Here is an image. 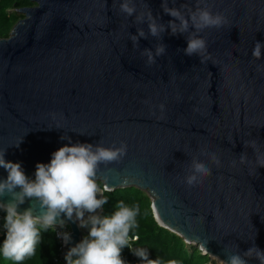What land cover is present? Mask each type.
<instances>
[{"label": "water", "instance_id": "1", "mask_svg": "<svg viewBox=\"0 0 264 264\" xmlns=\"http://www.w3.org/2000/svg\"><path fill=\"white\" fill-rule=\"evenodd\" d=\"M30 1L19 9L23 17L9 37L0 38L4 159L20 163L33 180L37 163H49L64 145L124 142L127 155L101 164L98 184L147 193L159 225L211 258L226 260L253 246L264 251V167L257 163V155L264 160V47L260 59L252 56L256 42L264 45V0H202L201 7L227 21L199 33L207 43L203 63L183 52L189 33L171 35L167 29L159 38L147 35V23L120 12L121 0ZM133 2L136 14L151 10L165 24L173 19L163 13L161 0ZM196 3L169 0V7L195 10ZM138 28L147 39L134 46L130 36ZM161 43L165 54L148 65L142 51L155 53ZM201 152L215 153L219 166ZM193 157L211 173L189 187L183 181ZM7 175L0 168V180ZM12 199L5 195L0 203ZM30 207L40 214L34 198H26L17 212ZM103 210L84 218L102 216ZM60 220L71 236L65 258L89 228L63 214L55 227Z\"/></svg>", "mask_w": 264, "mask_h": 264}, {"label": "clouds", "instance_id": "2", "mask_svg": "<svg viewBox=\"0 0 264 264\" xmlns=\"http://www.w3.org/2000/svg\"><path fill=\"white\" fill-rule=\"evenodd\" d=\"M202 0H197L196 8H188L181 5L180 8L169 7V0H161L163 13L172 17L167 24L158 22L151 10L145 13H137L133 0H121L120 12L132 17L135 14V23H147L148 34L152 37H161L167 29L171 35L189 33L187 47L183 52L187 56L198 55L201 63L204 62L207 49L206 41L199 36L206 28H220L227 21L219 13L213 14L207 7H201ZM175 4L176 0H172ZM187 9V15L181 9ZM190 28L194 31H189ZM143 28L137 29L136 35L130 39L134 46L139 44V39H147ZM262 45L256 42L252 56L260 59ZM166 46L161 43L156 45L155 53L145 48L141 55L147 57V64L155 63L156 57L164 55ZM164 105L160 104L161 113ZM55 118V117H53ZM158 118H163V115ZM65 139V137H61ZM67 139L70 138L67 137ZM17 147L19 144L16 145ZM245 147L249 146L246 142ZM254 152H259L255 141L251 142ZM127 155V144L120 143L105 147L101 144L75 143L64 145L52 153L51 161L47 164L37 163L35 179L30 180L24 173L20 163H13L4 159V151H0V168L7 171V178L0 180V197L10 195L13 199L8 204L0 203V207L6 211L4 227L6 229L3 242L0 243V258L5 261L19 264L26 257L36 253L37 245L41 239V229L47 231L54 228L57 219L63 214L68 220L79 221V227L89 228L88 235L81 242L70 248L65 255L66 264H125L121 257L124 247L131 248L132 242L138 241L139 236L130 237V232L137 226L136 217L140 214V206L128 207L123 201L116 204V211L111 216L89 215L85 219V213H95L107 202L104 195L113 187L107 184L101 186L97 183L99 166L121 161ZM201 155L209 157L210 161L217 166L220 160L215 153L201 152ZM247 157L241 154L240 162H246ZM257 163L264 167V160L257 155ZM211 170L203 161L193 157L188 174L184 177V183L194 187L202 183L203 179L210 175ZM19 188V191L16 189ZM101 194V198H97ZM34 198L38 202L40 214L34 215L32 208L18 213V205L23 204L25 199ZM153 212L155 205L153 204ZM62 228L64 221H59ZM68 230L69 228L66 227ZM65 243L71 240L68 233H60ZM61 245V244H60ZM61 247V246H60ZM62 253V252H61ZM144 261V264H159L158 260L148 258L144 248H137L134 252ZM245 258H255L259 264H264V251L258 247H250L243 254H227L223 264H248ZM175 264V262H172Z\"/></svg>", "mask_w": 264, "mask_h": 264}, {"label": "trees", "instance_id": "3", "mask_svg": "<svg viewBox=\"0 0 264 264\" xmlns=\"http://www.w3.org/2000/svg\"><path fill=\"white\" fill-rule=\"evenodd\" d=\"M30 0H0V38H7L14 25L23 17L20 8L30 6ZM107 198L103 205V215L111 216L117 209L116 204L123 201L128 207L140 206V214L136 217L137 226L130 232V237L139 236L134 242L137 248H144L148 258L158 260L159 264H209L212 258L204 254L200 247L188 244L183 237L159 225L151 207L152 201L147 193L137 187H126L105 192ZM6 211L0 207V243L3 242L6 229L4 227ZM60 241L56 235V228L47 231L41 229L40 243L36 253L26 257L19 264H58L60 257ZM121 257L125 264H144L141 258L133 255L129 247H124ZM0 264H13L0 258ZM59 264H66L60 262Z\"/></svg>", "mask_w": 264, "mask_h": 264}, {"label": "built area", "instance_id": "4", "mask_svg": "<svg viewBox=\"0 0 264 264\" xmlns=\"http://www.w3.org/2000/svg\"><path fill=\"white\" fill-rule=\"evenodd\" d=\"M55 228H56V235H57V237H58V239H59V241H60V244H61L60 251L62 252V250H63V248L65 247L66 243H65L64 240L62 239L60 233H69L70 230H68L66 227H65V228H62V227H55ZM0 235H1V231H0ZM130 249H131L132 254L135 255L134 252H135L136 246L134 245V242H132V244H131V248H130ZM60 262H65V263H66L65 259H63V257H62V253H60V257H59V259L57 260V263H58V264H59Z\"/></svg>", "mask_w": 264, "mask_h": 264}, {"label": "rangeland", "instance_id": "5", "mask_svg": "<svg viewBox=\"0 0 264 264\" xmlns=\"http://www.w3.org/2000/svg\"><path fill=\"white\" fill-rule=\"evenodd\" d=\"M209 264H221V259L212 258V260H211V262Z\"/></svg>", "mask_w": 264, "mask_h": 264}, {"label": "bare ground", "instance_id": "6", "mask_svg": "<svg viewBox=\"0 0 264 264\" xmlns=\"http://www.w3.org/2000/svg\"><path fill=\"white\" fill-rule=\"evenodd\" d=\"M224 261V260H223ZM223 261H222V259H221V264H223Z\"/></svg>", "mask_w": 264, "mask_h": 264}]
</instances>
